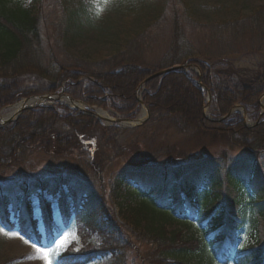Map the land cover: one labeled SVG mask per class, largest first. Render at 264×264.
Returning <instances> with one entry per match:
<instances>
[{
  "label": "trees",
  "instance_id": "obj_1",
  "mask_svg": "<svg viewBox=\"0 0 264 264\" xmlns=\"http://www.w3.org/2000/svg\"><path fill=\"white\" fill-rule=\"evenodd\" d=\"M37 1L44 6L43 0ZM161 1L162 7L172 8L171 39L157 63L149 64L144 58L149 46L139 35L124 42L117 53L87 64L58 60L46 52L42 11L35 12L19 0L7 7V0H0V111L23 98L55 94L64 86L65 95L84 100L88 106L109 107L119 115L134 117L139 110L136 89L147 76L174 65L195 64L203 87L211 94L214 117H223L239 105L256 122L264 95V63L234 68L225 59L239 53L264 59V4L248 16L210 25L206 30L209 44L197 49L182 26L183 12L188 9L184 1ZM60 7L58 34L64 35L72 24L76 26L77 9ZM197 80L191 71L155 78L144 86L142 101L150 113L165 112L179 133L194 132L222 141L227 149H244L249 161L231 163L227 153L220 152L204 153L195 160L178 156L173 166L137 162L112 180L108 197L64 179L39 181L37 190L55 202L64 225L73 217L100 240L88 250L62 252L55 264H87L105 256L125 264L127 252L141 255L142 248H146L142 264H264V117L250 128L239 112L222 121L206 119L202 114L205 93ZM99 129L104 128L98 120L63 105L27 110L0 129V169L34 153L69 154L78 148L81 137L97 136ZM199 191L196 196L204 194L207 199L200 211L193 200V193ZM37 197L44 236L37 222L25 214L23 202L12 205L1 196L0 225L6 230L14 227L10 206L24 238L40 246L44 237L51 245L60 227L52 222L51 202ZM159 215L178 223L197 218L205 227L199 234L170 230L155 220ZM245 232H250L253 242L243 246L240 238Z\"/></svg>",
  "mask_w": 264,
  "mask_h": 264
},
{
  "label": "rangeland",
  "instance_id": "obj_2",
  "mask_svg": "<svg viewBox=\"0 0 264 264\" xmlns=\"http://www.w3.org/2000/svg\"><path fill=\"white\" fill-rule=\"evenodd\" d=\"M16 1L18 0H7L6 6L9 7ZM183 1L188 9L186 14L183 12L182 26L185 28L186 37L197 49L209 44L206 30L210 25L248 16L264 4V0ZM19 2L31 6L35 12L42 11V17L45 18L41 27L44 48L58 60H77L92 64L97 59L117 53L120 46L128 39L143 35L145 43L149 46L144 58L149 64H155L165 53L171 39L172 8L171 5L162 7L161 0H108L107 3H103L102 0H43V7L39 6L41 2L37 0H19ZM52 3H54L53 7ZM61 5L69 10L72 7L77 9V24L76 26L72 24L70 31L64 35L58 34V22L63 15ZM245 54L247 53L231 55L225 61L234 68L247 69L264 63V59L260 56ZM227 65L220 67L224 68ZM45 105L48 108L54 106L50 102ZM103 110L110 117L116 115L123 117L109 107ZM9 111V108H5L0 112L2 115ZM141 114L142 111L139 109L134 117H127L137 119ZM207 117H214L210 108ZM249 121L247 125H251ZM169 122L166 113L162 111L152 112L141 126H111L100 122L104 129L96 130L97 136L92 134L81 137L78 148L69 154L51 156L34 153L20 162H12L8 168L0 169V196L3 199L12 205L15 202L18 204L23 202L25 214L37 222L36 227L44 236V223L37 197L42 195L43 200L51 202L52 222L61 227L58 234H53L55 238L51 245L41 237L40 247L36 246L24 237L20 238L16 213L9 206V220L14 227L7 231L0 225V264H55L56 257L64 251L88 250L99 245L98 235L75 223L73 218L70 224L64 226L61 224L55 202L45 195L44 191L41 193L37 190V183L41 180L64 179L73 185L89 186L97 195L108 197L112 180L137 162H145L147 165L151 164L150 166L159 164L173 166L174 159L178 156H187L190 160H195L204 153L221 155L220 152L227 153L231 163L249 161L246 157L247 151L244 149H227L222 141L200 136L194 132L179 133L174 126H170ZM23 191L27 193L24 194ZM196 194H200V191L193 193L196 209L200 211L204 204H207V199L204 194L199 196ZM137 204L138 200L129 203L130 207ZM155 220L165 224L170 230H182L187 234H199L205 227V223L197 222V218L188 223H178L159 215ZM252 242L250 232L241 235L240 245L246 246ZM145 250L146 248H142L141 255L133 251L127 252L128 259L124 263L142 264ZM43 252L49 253L47 260L41 258ZM114 260L111 256L98 257L92 259L89 264H116Z\"/></svg>",
  "mask_w": 264,
  "mask_h": 264
},
{
  "label": "water",
  "instance_id": "obj_3",
  "mask_svg": "<svg viewBox=\"0 0 264 264\" xmlns=\"http://www.w3.org/2000/svg\"><path fill=\"white\" fill-rule=\"evenodd\" d=\"M189 70L195 71L199 75L198 85L202 88L200 71L197 68V66H195L194 64H190V65L183 64V65L172 66L170 68L160 70V71L150 75L147 79H145L139 85L138 89L136 90V94L139 95L141 92V89H143L144 85L150 80H153L157 77L167 75V74L172 73L174 71L187 72ZM138 100H139L140 106L144 110V114L140 119H129V118H120V117L113 118V117H109V116H104L101 113H106V112H103L101 109H93V108L88 109V107L84 104L83 101L74 100L68 96H62L61 94L60 95H38V96H33L31 98H25L22 101H20L19 103H16L14 106H19V108L17 109L16 115L14 117L9 118V119L4 121V119L0 115V121H3V124L0 125V127L6 125L8 123L14 122L19 117V115H21V113H23L26 110L38 108V107H44L45 103H47V102H50V103L56 102V103L66 105L67 107L74 109V110H77L78 112L83 113L89 117L98 119L99 121H101L105 124L119 125V126H131V124H133V126H141L149 118V110L144 105V103L141 101L140 98H138ZM210 104H211L210 92L206 91V106H205L204 113L207 112V109L209 108ZM259 104L261 105V110H262L261 115L259 117V120H260V118L262 116H264V95H262L261 98L259 99ZM238 109H241V111H242L243 122L246 125V127L252 126V125H247L248 118H247L246 112L240 106L234 107L227 114L226 117L221 118V119H225V118L230 117V115L235 110H238ZM204 115L207 119H209V117H207V113ZM221 119H219V120H221ZM259 120L256 122V124L259 123Z\"/></svg>",
  "mask_w": 264,
  "mask_h": 264
},
{
  "label": "bare ground",
  "instance_id": "obj_4",
  "mask_svg": "<svg viewBox=\"0 0 264 264\" xmlns=\"http://www.w3.org/2000/svg\"><path fill=\"white\" fill-rule=\"evenodd\" d=\"M70 97V96H69ZM70 98H72V97H70ZM73 99V98H72ZM19 108V106H13V107H10L9 108V112L7 113H3L2 115H1V117L4 119V121L5 120H7V119H9V118H12L14 115H15V113H16V111H17V109ZM208 110L209 109H207V112L206 113H208ZM204 111H205V108H204V110H203V116L205 117V115L204 114H206V113H204ZM102 115H104V116H107L105 113H101ZM1 124H3V121H0V125ZM131 126H133V124H131Z\"/></svg>",
  "mask_w": 264,
  "mask_h": 264
},
{
  "label": "snow or ice",
  "instance_id": "obj_5",
  "mask_svg": "<svg viewBox=\"0 0 264 264\" xmlns=\"http://www.w3.org/2000/svg\"><path fill=\"white\" fill-rule=\"evenodd\" d=\"M102 2L103 3H107L108 0H102ZM20 238L23 239V236H21ZM25 243H27V241H25ZM61 243L63 244V242H61ZM38 251H40V250L38 249ZM48 256H49V253L48 252H43L41 258L47 260L48 259Z\"/></svg>",
  "mask_w": 264,
  "mask_h": 264
}]
</instances>
